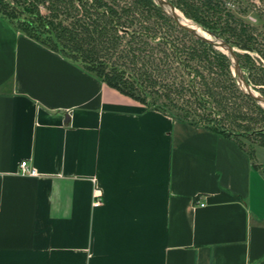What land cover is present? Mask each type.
I'll return each mask as SVG.
<instances>
[{
    "label": "crops",
    "instance_id": "1",
    "mask_svg": "<svg viewBox=\"0 0 264 264\" xmlns=\"http://www.w3.org/2000/svg\"><path fill=\"white\" fill-rule=\"evenodd\" d=\"M0 264H264V156L0 16Z\"/></svg>",
    "mask_w": 264,
    "mask_h": 264
},
{
    "label": "trees",
    "instance_id": "2",
    "mask_svg": "<svg viewBox=\"0 0 264 264\" xmlns=\"http://www.w3.org/2000/svg\"><path fill=\"white\" fill-rule=\"evenodd\" d=\"M169 1L187 18L225 42L230 39L224 36V31L247 42L255 38L251 31L256 28L231 12L226 11L224 18L215 17L216 12L224 9L221 0ZM0 16L21 33L79 63L108 86L147 108L220 132L239 143L243 134L219 128L212 118L200 125L189 118L188 110L184 114L174 113L168 105L182 110L173 100L189 88L199 101L205 100L203 94L219 97L227 82L230 88L263 108L241 91L230 70L229 58L178 27L155 0H0ZM220 19L222 28L217 30ZM159 28L164 31H157ZM236 54L243 71L242 54ZM177 68L184 72L194 69V74L199 75L200 89L182 77L177 78ZM199 68L217 71L205 77L198 72ZM244 78L250 82L247 76ZM156 83L160 84V90L155 89ZM154 95L163 96L168 104L156 103Z\"/></svg>",
    "mask_w": 264,
    "mask_h": 264
},
{
    "label": "rangeland",
    "instance_id": "3",
    "mask_svg": "<svg viewBox=\"0 0 264 264\" xmlns=\"http://www.w3.org/2000/svg\"><path fill=\"white\" fill-rule=\"evenodd\" d=\"M193 1L196 2V0ZM221 2L224 9L220 11V13L216 12L215 17L220 16L224 18L226 11L231 12L237 18H241L246 24L256 28L251 31L255 38L250 42L244 41L240 36L230 35V32L226 31H224V36L230 39V42L227 43L231 45L236 52L242 54V60L244 62L243 72L244 75L248 77L251 88L258 94L264 96V0H221ZM175 8L177 12L187 18L182 10L177 7ZM210 13L212 15L214 14L213 12ZM187 19L199 29L205 30L193 19ZM222 21L223 20L220 19L217 30L222 28ZM157 31L163 32L164 29L159 28ZM243 44L245 45L243 46ZM185 45L189 47L188 44ZM177 46L181 47L182 44L177 43ZM246 55L249 56V58H247ZM204 62L206 61L204 60ZM202 63L203 62L200 64ZM195 65L196 64L192 63L193 67H197ZM193 70L194 69H190L184 72L180 68H177V78L182 77L184 80H188L189 85L192 82L199 90V75H195ZM198 70V72H201L205 77L209 74L210 76L215 75L214 73L217 71L215 68L213 70L199 68ZM230 70L232 72V68ZM225 84L227 87H222L219 97H207L203 94L205 100L202 101L197 100L193 94L194 91L188 87L189 89L184 91L180 98L176 97L173 100L182 110L176 109L171 105H168V108L170 111L180 114H184V110H188L190 113L189 118L195 119L200 125L205 124L208 122L207 119L212 118L217 121L219 128L231 130L236 134H243L239 139L243 147L250 154H254L255 151L256 155L260 157L264 156V108H259L250 99L230 88L227 82H225ZM159 85V83H156L154 85L155 89H159ZM154 100L156 103L168 104L167 99L163 96L154 95Z\"/></svg>",
    "mask_w": 264,
    "mask_h": 264
},
{
    "label": "water",
    "instance_id": "4",
    "mask_svg": "<svg viewBox=\"0 0 264 264\" xmlns=\"http://www.w3.org/2000/svg\"><path fill=\"white\" fill-rule=\"evenodd\" d=\"M156 3L163 9V11L171 18V20L180 28L188 32L194 38L210 44L216 49L223 52L231 62L233 75L239 85L241 91L247 96L251 97L257 104L264 108V96L255 92L249 83L245 80L242 68L239 64L238 56L235 49L224 40L213 36L208 31L203 30L207 36L201 34L192 25L186 23L185 19L177 13V9L169 0H155Z\"/></svg>",
    "mask_w": 264,
    "mask_h": 264
},
{
    "label": "built area",
    "instance_id": "5",
    "mask_svg": "<svg viewBox=\"0 0 264 264\" xmlns=\"http://www.w3.org/2000/svg\"><path fill=\"white\" fill-rule=\"evenodd\" d=\"M18 172L21 175H29V176H35L37 175L36 169L33 166H30L27 162V160H21L18 167ZM103 202V195L102 191L99 187H95L93 189V200H92V206L96 207L101 205ZM195 203L199 206H203V196L197 195L195 198Z\"/></svg>",
    "mask_w": 264,
    "mask_h": 264
},
{
    "label": "bare ground",
    "instance_id": "6",
    "mask_svg": "<svg viewBox=\"0 0 264 264\" xmlns=\"http://www.w3.org/2000/svg\"><path fill=\"white\" fill-rule=\"evenodd\" d=\"M177 13H178L180 16H182L179 12H177ZM182 18L185 19L186 23L192 25V27H194L196 30H198L201 34L207 36V34H206L203 30L199 29V28H198L196 25H194L189 19L185 18L184 16H182Z\"/></svg>",
    "mask_w": 264,
    "mask_h": 264
}]
</instances>
